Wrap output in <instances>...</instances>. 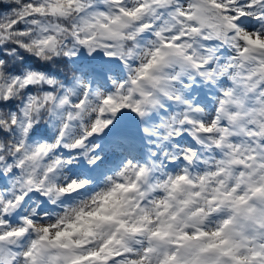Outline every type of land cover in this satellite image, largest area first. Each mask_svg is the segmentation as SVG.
<instances>
[{"label": "snow or ice", "instance_id": "snow-or-ice-1", "mask_svg": "<svg viewBox=\"0 0 264 264\" xmlns=\"http://www.w3.org/2000/svg\"><path fill=\"white\" fill-rule=\"evenodd\" d=\"M0 264H264V0H0Z\"/></svg>", "mask_w": 264, "mask_h": 264}]
</instances>
